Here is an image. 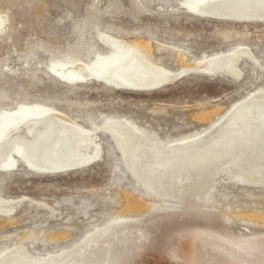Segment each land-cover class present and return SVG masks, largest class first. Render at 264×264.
<instances>
[{"label":"rangeland","instance_id":"374dc122","mask_svg":"<svg viewBox=\"0 0 264 264\" xmlns=\"http://www.w3.org/2000/svg\"><path fill=\"white\" fill-rule=\"evenodd\" d=\"M195 1L0 0V135L27 114L54 110L88 130L97 129L96 142L102 150L94 163L61 173L34 171L22 160L13 170H0V196L21 200L11 215L0 213V253L26 233L39 238L42 233L47 237L66 233L68 237L57 243L27 246L39 254L61 248L68 254L71 244L95 224L122 213L128 196L142 194L115 142L100 130L105 120L129 117L163 139L175 140L205 128L209 122H199V116L207 112L215 119L264 87V20L204 18L192 10ZM102 34L127 44L149 40L168 45L163 49L154 45L153 54L173 72L180 71L176 50L185 53L189 62L248 47L259 64L241 58L238 79L189 71L150 90L114 88L95 79L69 84L55 74L56 66L63 63L84 62L99 68L115 60L117 52ZM235 170V164H226L213 178L218 211L233 218L256 214L264 219V184L238 183L231 178ZM226 221L228 228L222 230L226 235L264 227L238 218ZM196 232L193 222L180 223L168 236L170 251L164 253L158 237L130 264H206L207 254L219 264H234L221 248L212 251V245H201L203 236L196 238ZM127 243L122 240L114 250Z\"/></svg>","mask_w":264,"mask_h":264},{"label":"bare ground","instance_id":"6f19581e","mask_svg":"<svg viewBox=\"0 0 264 264\" xmlns=\"http://www.w3.org/2000/svg\"><path fill=\"white\" fill-rule=\"evenodd\" d=\"M191 8L204 18L264 20V0H196ZM101 36L117 52L115 60L99 68L84 62L63 63L56 66L55 74L69 84L95 79L114 88L150 90L189 71L238 79L242 74L241 58L259 64L248 47L232 48L227 53L219 51L189 62L185 53L176 50L180 71L173 72L161 66L153 54L154 45L159 49L169 48L168 45L149 40L127 44L110 34ZM210 114L206 112L197 119L208 120L205 128L175 140L163 139L155 130L129 117L105 120L100 130L115 142L142 194L128 196L122 213L95 224L71 244L73 250L68 254H64V248L39 254L27 246L34 242L57 243L68 234L47 237L42 233L39 238L26 233L0 253V264H130L139 250L158 237L163 240L164 253L170 251L168 236L183 222H193L196 238L203 236L201 245H212V251L221 248L234 264H264V227L256 232H222L228 228L226 219L238 218L264 226L263 217L240 214L233 218L220 213L213 194V178L231 163L236 166L232 180L264 184V87L234 102L223 114H215V119ZM96 134L97 129L88 130L58 111L27 114L0 135V170L17 168L19 160L43 173L88 166L102 154ZM20 201L0 196V213L11 215ZM122 240L129 244H122L120 251L114 250ZM171 256L174 258L175 254ZM205 261L219 264L213 254L205 255Z\"/></svg>","mask_w":264,"mask_h":264}]
</instances>
